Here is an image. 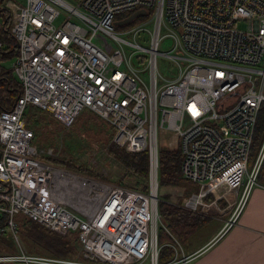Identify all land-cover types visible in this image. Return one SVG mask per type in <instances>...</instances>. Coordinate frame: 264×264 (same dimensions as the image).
<instances>
[{
	"label": "built area",
	"instance_id": "built-area-1",
	"mask_svg": "<svg viewBox=\"0 0 264 264\" xmlns=\"http://www.w3.org/2000/svg\"><path fill=\"white\" fill-rule=\"evenodd\" d=\"M3 6L12 17L18 44L12 72L22 91L0 110V233L12 229L17 243L0 261L187 264L197 251L186 253L174 237L159 242L160 226L172 236L158 211L159 151L178 150L180 174L196 186L183 206L193 212L214 207L220 214L230 209L226 230L257 183L264 157L263 137L249 166L264 109V0H4ZM138 9L145 12L116 23ZM61 10L66 18L56 25ZM142 33L148 45L137 39ZM163 37L174 41L167 51L159 50ZM159 54L176 62L177 77L157 73ZM132 57L146 64L148 82ZM30 103L63 126L88 109L113 129L111 142L127 152L146 150L147 189L106 183L46 160L52 150L34 144L24 117ZM17 214L59 235L76 231L78 255L28 252L16 233ZM164 245L174 255L160 262Z\"/></svg>",
	"mask_w": 264,
	"mask_h": 264
},
{
	"label": "trees",
	"instance_id": "trees-1",
	"mask_svg": "<svg viewBox=\"0 0 264 264\" xmlns=\"http://www.w3.org/2000/svg\"><path fill=\"white\" fill-rule=\"evenodd\" d=\"M3 2L4 0H0V39L4 43L0 48V110L10 108L15 97L22 91V85L13 74L12 67L9 68L3 65V61L11 58L15 59L18 54V44L11 31L12 17L10 11L3 6ZM138 19L139 17H137L135 21ZM42 112H44V110L40 107L31 103L28 104L26 111L24 112L27 126L32 129L33 126L40 127L44 117L41 116ZM33 131L35 138V135L38 134V130L34 129ZM263 137L264 109L258 120L257 132L254 137L249 166H252L255 161ZM108 152L125 166L124 173L114 180L116 183L141 190L147 189L148 153L146 150L141 152H127L122 146L111 142L108 146ZM44 158L71 169H79L74 162L66 157L60 159L56 156H44ZM179 162L180 153L178 150L161 149L159 151V184L175 185L185 180L180 174ZM133 176H136V178H131ZM257 181L264 184V157L257 173ZM207 209L210 208H205V210ZM158 211L162 223L167 227L169 232L177 237L182 243L187 242L188 237L208 220V217L205 214L193 212L182 205L163 200L158 202ZM22 218L21 226L19 224L18 228L23 230L31 241H36L45 245L47 248L46 250L50 252L49 255L63 258L77 256L79 245L76 231H70L65 235H59L29 217L22 216ZM3 224L4 221H0V225ZM171 240L172 238L169 233L163 226H160L159 242L164 243ZM173 255L174 250L172 247L164 245L159 251V261L164 262L169 260ZM0 264L6 263L0 261Z\"/></svg>",
	"mask_w": 264,
	"mask_h": 264
},
{
	"label": "rangeland",
	"instance_id": "rangeland-1",
	"mask_svg": "<svg viewBox=\"0 0 264 264\" xmlns=\"http://www.w3.org/2000/svg\"><path fill=\"white\" fill-rule=\"evenodd\" d=\"M65 18L66 15L61 10L59 17L55 21V24H59ZM145 26L149 30L152 29V22L147 23ZM238 26L243 28L246 26V23L239 22ZM119 30H121V28L116 27V31ZM143 36L145 41L142 40ZM126 37L130 39L133 38L132 36L127 35ZM137 39L148 45V38L146 34L142 33L137 37ZM173 44L174 41L171 37H163L159 41V50L167 51L173 46ZM124 48L125 50H129L127 46H124ZM13 61L14 58L8 59L3 61V65L5 67L11 68ZM132 65L139 70L140 76L146 82H148L149 69L147 68L146 64L139 63L135 57H132ZM156 68L157 73L165 79L175 78L179 74V67L177 66L176 62L173 59L161 54L157 55ZM159 79L162 81V78L159 77ZM41 116L44 117L40 127L33 126V129L30 127L32 130H38V134L35 135V138L33 139L34 144L43 149L44 152L48 149H51L52 153L46 154V156H56L60 159L66 157L74 162L79 169H71L50 161L51 163L58 165L59 167H62L70 172H77V174L79 173L83 176L99 179L106 183L118 184L114 180L124 173L125 166L108 152V146L113 139L114 131L97 114L91 112L88 109H83L77 115L73 123L69 126H63L60 122L55 120L49 114V112L45 110L41 113ZM131 178L135 179L136 176ZM256 182L257 183L254 184L253 187L261 184L257 180ZM192 189H196V186L195 184L190 183L188 180L181 181L175 185L159 184L158 202L163 200L183 206L186 196ZM218 202L221 206L222 202ZM205 208H210L207 210L214 209V207H202L198 213L205 211ZM213 211L216 213L218 210ZM226 211L230 212V210ZM229 212L226 214V216L229 214ZM22 219V215L17 214V217L15 218L17 222L16 233L19 241L22 243V246H24V248L30 253L49 255L50 252L46 250L47 248L45 245H42L36 241H31L24 231L18 228L19 224L21 226ZM218 223H220V221L217 218L210 217L203 226L198 228L188 237L187 242H180V240L172 233V236L169 234L172 240L168 242H174V237L182 245L184 251L186 252L189 250V248L202 241L208 235V233L217 226ZM13 251H17V243L14 238V232L12 229L7 228L5 232L0 233V254L3 252Z\"/></svg>",
	"mask_w": 264,
	"mask_h": 264
},
{
	"label": "crops",
	"instance_id": "crops-1",
	"mask_svg": "<svg viewBox=\"0 0 264 264\" xmlns=\"http://www.w3.org/2000/svg\"><path fill=\"white\" fill-rule=\"evenodd\" d=\"M213 210L200 213L220 223L186 251H197L187 264H264V184L251 188L237 218L222 232L231 210L223 214Z\"/></svg>",
	"mask_w": 264,
	"mask_h": 264
},
{
	"label": "water",
	"instance_id": "water-1",
	"mask_svg": "<svg viewBox=\"0 0 264 264\" xmlns=\"http://www.w3.org/2000/svg\"><path fill=\"white\" fill-rule=\"evenodd\" d=\"M144 12H145L144 9H138L132 12L131 14H129L128 16H126L124 19L117 21L116 23L118 24L128 23L132 21L137 15L143 14Z\"/></svg>",
	"mask_w": 264,
	"mask_h": 264
}]
</instances>
